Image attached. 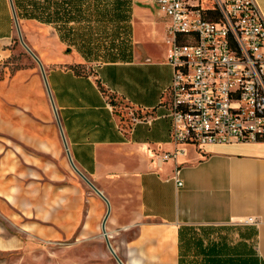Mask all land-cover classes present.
Listing matches in <instances>:
<instances>
[{
    "label": "crops",
    "instance_id": "0c3cea01",
    "mask_svg": "<svg viewBox=\"0 0 264 264\" xmlns=\"http://www.w3.org/2000/svg\"><path fill=\"white\" fill-rule=\"evenodd\" d=\"M12 2L57 115L38 64L14 72L4 64L2 164L59 166L71 157L109 203L106 231L123 264H264V141L186 145L176 160H162L176 148L163 97L174 71L169 21L157 0H131V55L98 66L55 23L27 18L20 0ZM256 2L264 16V0ZM16 37L11 2L0 0V45ZM97 196L94 204L106 215L107 203ZM237 224L241 236L202 240L193 255L183 248L184 227Z\"/></svg>",
    "mask_w": 264,
    "mask_h": 264
},
{
    "label": "rangeland",
    "instance_id": "374dc122",
    "mask_svg": "<svg viewBox=\"0 0 264 264\" xmlns=\"http://www.w3.org/2000/svg\"><path fill=\"white\" fill-rule=\"evenodd\" d=\"M20 0L23 15L55 23L63 37L95 66L129 59L132 51L126 0ZM29 7V8H28ZM28 10V11H25ZM0 53L11 72L37 65L16 37ZM80 70H82L80 68ZM121 114L124 104L118 105ZM0 151V264H118L102 232L97 194L66 158L64 165L7 166ZM242 224L182 228L183 248L202 240L242 235ZM244 233V232H243ZM108 253V256H106ZM197 260L198 257L192 258Z\"/></svg>",
    "mask_w": 264,
    "mask_h": 264
},
{
    "label": "built area",
    "instance_id": "2783aa9c",
    "mask_svg": "<svg viewBox=\"0 0 264 264\" xmlns=\"http://www.w3.org/2000/svg\"><path fill=\"white\" fill-rule=\"evenodd\" d=\"M157 4L169 21L174 71L163 97L176 148L162 160H176L186 145L263 142L264 16L256 0Z\"/></svg>",
    "mask_w": 264,
    "mask_h": 264
},
{
    "label": "water",
    "instance_id": "95a60500",
    "mask_svg": "<svg viewBox=\"0 0 264 264\" xmlns=\"http://www.w3.org/2000/svg\"><path fill=\"white\" fill-rule=\"evenodd\" d=\"M11 2V7L13 9V15H14V19H15V24H16V29H17V34H18V38H19V41L20 43L22 44V46L24 47V49L32 56V58L37 62V64L39 65L40 67V70L43 74V77L45 79V83L47 85V90H48V93H49V96L51 98V101H52V105H53V109L57 115V111H56V108H55V105L53 103V100H52V97H51V92H50V89H49V86L47 84V80H46V75H45V71H44V68L40 62V60L37 58V56L33 53V51L27 46V44L24 42V39H23V35H22V32H21V28H20V25H19V21H18V18H17V15H16V12H15V9H14V5H13V2L12 0H10ZM65 146H66V143H65ZM69 160H70V163H71V166L73 167V169L77 172V174L79 176H81L84 181L91 187V189H93V191H95L106 203H107V206H108V210H107V213L104 217V220L102 222V232H103V235H104V239H105V242L107 244V247L110 251V253L113 255V257L115 258V260L118 262V264H123V262L121 261V259L118 257V255L116 254V252L114 251V249L112 248L111 246V243L108 239V235H107V231H106V226H105V223L107 221V218L109 216V213H110V207H109V203L107 201V199L105 198V196L101 193V191H99L95 185L89 181V179L83 174L81 173V171L75 166V164L73 163L71 157H69Z\"/></svg>",
    "mask_w": 264,
    "mask_h": 264
},
{
    "label": "trees",
    "instance_id": "16d2710c",
    "mask_svg": "<svg viewBox=\"0 0 264 264\" xmlns=\"http://www.w3.org/2000/svg\"><path fill=\"white\" fill-rule=\"evenodd\" d=\"M62 1H65V0H62ZM127 1V4L131 5V0H126ZM66 4V3H65ZM131 7V6H130ZM25 17L27 18H36L38 20H41L40 18L36 17V16H32V15H26ZM44 22V21H43ZM256 264H259L258 261L256 262Z\"/></svg>",
    "mask_w": 264,
    "mask_h": 264
}]
</instances>
